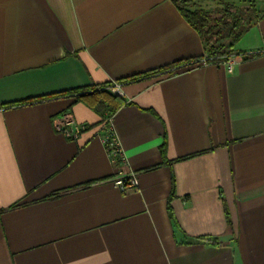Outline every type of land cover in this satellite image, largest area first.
Listing matches in <instances>:
<instances>
[{"label":"crops","instance_id":"crops-1","mask_svg":"<svg viewBox=\"0 0 264 264\" xmlns=\"http://www.w3.org/2000/svg\"><path fill=\"white\" fill-rule=\"evenodd\" d=\"M259 11L229 72L172 0H0V264H264ZM107 82L123 162L100 113L49 96Z\"/></svg>","mask_w":264,"mask_h":264},{"label":"trees","instance_id":"trees-1","mask_svg":"<svg viewBox=\"0 0 264 264\" xmlns=\"http://www.w3.org/2000/svg\"><path fill=\"white\" fill-rule=\"evenodd\" d=\"M174 1L182 16L190 23L201 35L208 50V60H224L230 56L235 43L240 39L245 30L260 17V11H256L253 19L241 21L243 13L237 11L238 14L232 13L228 6V1L219 0V4H223V10L214 14L213 8L202 6V0H172ZM238 2L246 0H237ZM232 2V1H231ZM230 5V4H229ZM254 4L252 3L251 6ZM254 8V7H253ZM236 9V8H235ZM255 9V8H254ZM255 11V10H254ZM232 18V19H231ZM160 68L142 74L148 76L160 72ZM141 75L133 76L129 79H136ZM113 83L107 82L104 84L93 85L86 88H74L52 94L54 98L63 96H74L78 101L83 102L90 108L94 109L101 114L99 125L104 124L106 119L110 118L114 112L126 103L122 96L114 94L110 91ZM39 98L28 99L25 101H18L6 104L9 107L12 105L21 104L30 100Z\"/></svg>","mask_w":264,"mask_h":264},{"label":"built area","instance_id":"built-area-1","mask_svg":"<svg viewBox=\"0 0 264 264\" xmlns=\"http://www.w3.org/2000/svg\"><path fill=\"white\" fill-rule=\"evenodd\" d=\"M221 63L225 66L226 70L231 72L236 64V61L232 56H228L223 61H221ZM110 91L119 96L122 95L121 90L116 83H113ZM110 119L111 118L106 119V122L102 124V133L100 134V139L110 158L109 160H111L113 163L119 161L123 162V151L120 148L112 120ZM53 124L58 132L72 139H76L78 135L86 129V124L76 122L70 113L60 114L53 120ZM113 182L118 188H120V190L123 191L136 190L138 186L137 178L133 173H130L126 176H115Z\"/></svg>","mask_w":264,"mask_h":264},{"label":"rangeland","instance_id":"rangeland-1","mask_svg":"<svg viewBox=\"0 0 264 264\" xmlns=\"http://www.w3.org/2000/svg\"><path fill=\"white\" fill-rule=\"evenodd\" d=\"M252 3L254 4L253 6H251ZM263 5L264 2L260 0H246L242 2L233 1L228 3V6L230 7L232 13L238 14L237 11L243 13V15H241L240 22L246 21L249 18L253 19L257 13L256 11H259ZM222 10H223V4H219V3L213 8L214 14H217V12H220Z\"/></svg>","mask_w":264,"mask_h":264}]
</instances>
